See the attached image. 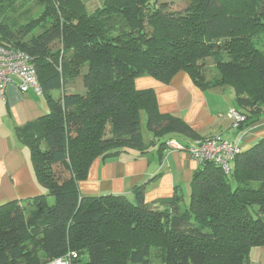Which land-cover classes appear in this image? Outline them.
Returning a JSON list of instances; mask_svg holds the SVG:
<instances>
[{
    "label": "trees",
    "instance_id": "trees-1",
    "mask_svg": "<svg viewBox=\"0 0 264 264\" xmlns=\"http://www.w3.org/2000/svg\"><path fill=\"white\" fill-rule=\"evenodd\" d=\"M4 1L0 45L31 57L50 112L16 132L45 194L0 206V264H151L154 249L162 264H246L264 246V138L240 150L228 173L202 163L187 203L177 191L147 201L142 186L133 202L83 196L78 183L96 158L144 150L142 113L155 140L194 137L158 113L152 90L135 88L139 76L167 83L184 72L202 91L229 89L245 117L238 131L264 116L260 90L240 89L230 74L249 70L264 89V0H189L181 9L167 0H101L92 13L85 0H43V15L25 22L9 17ZM206 57L217 72L208 81ZM77 78L83 91H66Z\"/></svg>",
    "mask_w": 264,
    "mask_h": 264
},
{
    "label": "crops",
    "instance_id": "crops-1",
    "mask_svg": "<svg viewBox=\"0 0 264 264\" xmlns=\"http://www.w3.org/2000/svg\"><path fill=\"white\" fill-rule=\"evenodd\" d=\"M101 0H85V10L92 13ZM137 90L150 89L154 93L157 110L183 121L194 137L163 135L143 142V151L128 149L117 158H96L86 178L78 183L83 196H123L133 202V189L142 186L147 201L172 197L177 191L188 202L193 174L201 167L187 151L165 150V141L173 140L183 147L196 141L219 135L223 140L237 144L241 151L264 138V116L241 131L231 127L227 114L237 107L233 93L227 88L200 90L184 72L176 73L167 83L150 76H139L134 81ZM66 91H83L67 85ZM60 97L61 91L49 93ZM50 112L45 95L30 90L21 93L10 84L0 101V206L12 201H28L45 194L38 184L30 162L29 151L17 137V130L32 125ZM143 141V138H142ZM246 264H264V246L249 251Z\"/></svg>",
    "mask_w": 264,
    "mask_h": 264
},
{
    "label": "built area",
    "instance_id": "built-area-1",
    "mask_svg": "<svg viewBox=\"0 0 264 264\" xmlns=\"http://www.w3.org/2000/svg\"><path fill=\"white\" fill-rule=\"evenodd\" d=\"M10 84H15L21 93L32 90L41 94L31 57L22 51L0 45V101L4 99V92ZM227 116L234 130H239L245 122L244 115L236 110L229 111ZM184 149L196 163L200 165L204 162L213 163L219 166L224 173L229 172L233 159L240 151L237 144L227 142L219 135L198 140L186 148L174 141L166 143V151ZM48 264H70V262L69 259L61 258Z\"/></svg>",
    "mask_w": 264,
    "mask_h": 264
},
{
    "label": "rangeland",
    "instance_id": "rangeland-1",
    "mask_svg": "<svg viewBox=\"0 0 264 264\" xmlns=\"http://www.w3.org/2000/svg\"><path fill=\"white\" fill-rule=\"evenodd\" d=\"M167 1L174 3L176 7L181 9L185 6L187 1H189V0H167ZM46 5H47V2H45L43 0H5L1 6H3L7 10H10L11 8H13V11L12 10L7 11V14H9L8 12H10V14H11L8 16L13 18V19L18 18V19H20L21 22H25V21L29 20V18H34V20L36 19L35 17L40 18L43 15V13L45 12V8H46L45 6ZM27 10H29V11L31 10V12L26 17L25 11H27ZM218 42H219V40H218ZM219 50H220L221 55H223L225 57L227 62L233 61V54L228 53V49H226L224 44H220ZM200 71L203 75L204 80H206V81L211 80L216 75L217 72L215 70V64L210 57H206V59L204 61V67H203V69H200ZM230 74H231V77H232L231 79H232L233 83H235L240 89H242L244 91H249V90L252 91L253 89L258 88V90H260V93L262 94V96H264V89H259V87L256 86L255 81H254L255 76L253 75V73L251 71H249V70L244 71L238 75L232 74V73H230ZM80 82H81V79L77 78L75 80V82L73 84H71L70 86L75 88L76 90H79V89H81V83ZM230 111H232V110H230ZM140 132H141V135L143 138V142L149 143L148 141L150 140L149 139L150 135H149L147 128H146V117L143 113L140 115ZM156 208L158 210H162L165 207L159 206ZM151 253H152L151 264H162L160 259L157 257L158 252L154 249V251L152 250Z\"/></svg>",
    "mask_w": 264,
    "mask_h": 264
}]
</instances>
